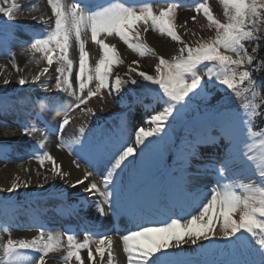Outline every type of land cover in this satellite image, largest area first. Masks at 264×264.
<instances>
[{
    "label": "snow or ice",
    "instance_id": "snow-or-ice-1",
    "mask_svg": "<svg viewBox=\"0 0 264 264\" xmlns=\"http://www.w3.org/2000/svg\"><path fill=\"white\" fill-rule=\"evenodd\" d=\"M48 3L55 17L54 26L43 38H34L30 43L32 50L43 54L47 66L31 78L33 84L40 82L41 76L49 73L55 61L59 64L56 69L58 75L55 80V91L68 93L74 97L76 107L85 104L101 89L107 88L110 94L113 92L118 94L128 85L131 86L128 90L131 97L128 105L130 110L134 105L143 102L135 89L146 88L149 85L158 86L156 96L163 105L161 110L141 117L142 123L137 126L132 143L122 138L115 141H94L89 136L83 141H76L79 147L73 152L77 157L73 161L75 167L80 168V161L83 160L99 172L101 180L98 183L95 179H90L94 172L85 170L82 177L69 183L68 187L75 189L83 186V192L87 193L90 199L101 198L95 205V211L101 217L120 215L128 212L134 205L160 195L155 189L143 191L138 187L143 180V173L141 169H137V161L143 165L151 155L153 140L149 138L160 139L161 134L167 136L166 129L175 127L178 118L191 105L192 100L204 94L208 86L223 87L241 98L249 91L253 96L258 95L255 91L257 84L253 79V73L246 67L256 59L254 53L257 50L253 48V54H250L246 43L259 39L257 33L264 31V0H223L226 22L215 19L207 5L198 4L196 11L199 13L203 10L210 26L215 28V36L207 41L196 42L195 46L183 42L175 30L172 23L175 5L156 13L150 4L138 8L135 5L126 6L118 3L91 10L83 0L70 5L62 3L61 0H48ZM21 7L17 0H0V14L8 21L12 20ZM47 23L51 24L52 21L49 20ZM140 24L145 26L150 24L160 33H166L172 40L181 42L178 53L171 59L160 56L155 66L157 73L155 76L140 71L138 62L135 61L133 64H136V67L128 65L127 79L122 78L119 73L113 75L114 68L123 61L116 45L105 42L107 37L113 35L119 37L140 56L152 51L146 43L133 42L134 39L141 37L138 27ZM89 33L90 39L100 46L102 52L94 70L88 66L89 53L85 50ZM74 41L79 44V68L76 77L78 89L73 87L71 79L73 60L69 57V50L73 47ZM204 69L206 75L202 74ZM93 80L96 81L95 89L88 87ZM10 82L5 80L6 85ZM17 83L23 87L29 81L27 77L21 76ZM86 88L88 91L85 95ZM44 91H47V87ZM260 99L264 101V96ZM47 106L40 103L41 109ZM243 110L247 114V120L244 114L236 111L205 109V118L197 121L199 127L218 126L221 136L227 140L228 149L225 155L220 157L219 163L213 161L209 167L218 171L219 181L229 182H218L211 189V198L203 204L197 214L190 215V218L151 221L148 226H139L136 230L123 234L121 239L128 264H178L171 253L189 244L203 249V241H208L209 245L218 241L224 242L223 247L229 250V258L220 264H264V186L255 187L251 183L234 185L230 182V176L223 175L226 170L231 171L235 160H240L252 166L254 174L264 182V152L259 156L249 155L252 146L242 140V125L245 124L249 125L247 130L250 135H260L252 132L250 127L252 117L256 116V106L245 103ZM9 114L8 110L0 106V118H6ZM0 122L7 123V120L3 119ZM145 123L153 126L145 128ZM69 124V118H63L58 126L59 131L63 132L65 126ZM23 128L24 134L29 138L30 133L36 130L35 126L23 125ZM84 131L83 128L80 129L82 134ZM216 143L215 136L206 135L199 138L190 148L185 163L191 165L193 160L200 159L198 151L200 146L210 147ZM259 144L264 149V139L260 140ZM68 147L71 149L72 146L69 144ZM39 160L41 164L45 160L52 161V171L61 180L69 176L68 172L61 171V165L56 163L55 157L51 154L44 152ZM196 167L199 170L200 166ZM125 174L128 175L127 182ZM30 185L31 181L21 184L17 178L7 191L17 192L21 187L27 188ZM37 187L42 188L43 185L37 184ZM237 188L243 191H238ZM61 238L60 235H46L43 229L32 239L8 238L6 243L0 242L2 253L0 264H45V256L60 244ZM67 241L69 250L64 257L65 260L74 257L79 264H84L81 250L87 249L88 260L95 261L90 239L77 242L74 235L68 234ZM112 243V237L109 235H103L95 241V252L99 254L101 260L104 258L106 248L108 249L109 264ZM21 250H32L38 255H25ZM205 264L217 262L206 261Z\"/></svg>",
    "mask_w": 264,
    "mask_h": 264
},
{
    "label": "rangeland",
    "instance_id": "rangeland-1",
    "mask_svg": "<svg viewBox=\"0 0 264 264\" xmlns=\"http://www.w3.org/2000/svg\"><path fill=\"white\" fill-rule=\"evenodd\" d=\"M29 1V0H28ZM71 4V0H67ZM62 3L66 4V0H61ZM182 2H176L174 12L172 14V23L175 27V30L177 34L181 37V40L183 42H186L190 46H195L196 42H203L210 40L215 36V28L210 26V22L208 21L207 17L203 14V10H201L199 13L196 11V7L198 4H205L211 11L212 15L215 19L220 20L221 22H226L227 16L225 15V6L223 4V0H198L197 3L194 4H186L187 6H184ZM42 4V7L44 9V15L48 16L47 18L52 21V26H49V30L54 26V15L52 12L51 5L48 3V0H41V2L34 1L32 5H40ZM172 6V5H169ZM169 6L162 5L160 3H156L152 5L153 11L156 13H159L161 9L168 8ZM188 11V12H185ZM31 15L30 13H28ZM195 17V19H193ZM32 19L36 20V16H31ZM6 18L0 14V34L2 36H6L5 29L3 28L6 24L5 20ZM35 25L34 23H31V26ZM142 29L143 32H141V37L137 39L138 43H146L149 48L152 49V51L146 52L144 56H140V54L135 51L132 48H129L126 45H124V49L128 53V55L133 56V59L140 64L139 70L147 72L151 75H157L155 66L159 62V57L163 56L166 59H171L174 57L181 47V42L172 40L169 36H167L166 33H160L157 29L153 28L150 24L145 26L143 24ZM144 27V28H143ZM5 32H1L3 30ZM40 29V28H39ZM147 29V30H145ZM150 35H153L157 37V39L161 40V46L162 49H169L168 54L161 53L159 50L156 49V47L153 45V43L150 41ZM114 36V35H113ZM110 36V37H113ZM76 42V41H75ZM77 51V52H76ZM26 53L28 55V62L32 65L30 66L32 68V71L35 70L34 75L39 74L44 67L47 66L46 60L43 59V54L39 52H35L31 49L29 46L26 50ZM22 57L23 54L18 51L15 54V59L13 60L12 64L9 63L10 66H6V70L0 71V103L2 104L3 95L12 94L11 100H15L16 103L23 105L25 108H20V114L21 117L20 120L24 122L28 127L35 126V131L30 133V138L28 135H25L24 132L20 133L19 127L14 122L16 128H14V133L18 134L17 137H19L20 141L24 142L25 145L23 146L24 151H27L28 146L26 145H33L38 144L44 139V136L46 134L56 131H44L40 123L37 120V117L35 116V113L33 112V115L31 114V110L33 108H30V103H33L34 99V93L38 96L42 97L43 102H49L53 104H58L59 106L64 107L65 111L64 114L61 116L60 119H63L65 117H68L70 120V124L68 125V128H66L65 134L62 139V143L64 146L60 148H56L55 151H64L65 143L70 142L74 145H76V141H82L86 136L91 137L95 141H102L97 140L95 137H100L101 139H108L110 141V138L115 135V130L119 126L117 120H110V117L113 116L114 112H117L120 107L115 102L114 98V92L110 94L109 90L107 88L101 89L100 92L92 97H90L85 104L80 105L79 107H76V100L74 97H72L68 93H57L55 91V80L58 75V72L56 69L59 67V64L54 61L53 65L50 68L49 73L45 74L47 79L42 80L43 82H40V84H37L35 87H33V91L27 88L28 83L21 87L18 85L17 81L21 76L27 77L28 81H30V78L32 76H28L25 71L21 70L22 63ZM69 57L73 60V66L75 67L76 73L78 72L76 70L77 66V60L79 58V44L77 42L76 47H72L69 50ZM100 57H95L94 63H92L89 68L94 70L95 63L98 62ZM148 61H152L154 64H149ZM15 62V63H14ZM121 65H126V62L123 61V63H120ZM148 64V65H147ZM38 65L37 68H34V66ZM203 68V66H201ZM14 74V79H11V75L9 73ZM117 72L114 71L113 75H115ZM78 74V73H77ZM204 75H206V69L203 70ZM33 75V76H34ZM77 75L71 76V79L76 80V82H73V87L78 89V81L76 79ZM139 79V77H134ZM5 80L11 81L7 85L5 84ZM96 81L93 80L91 84H89V88L95 89ZM45 87H47V91H44ZM131 87L125 86L124 92L128 94V90ZM222 88V90H225L223 87H217L215 85H210L207 87L206 92L202 94L199 97H196L193 99V102H197L199 100L206 101L217 89ZM24 90V91H23ZM140 92L143 97L147 99L149 104L155 105L158 110H161L162 103L157 99L156 93L158 92V86L155 85H149L146 88H138L135 89ZM88 89H85V95L87 94ZM27 94H30L28 98L23 99V96H26ZM91 110V111H88ZM95 113V115H93ZM147 115V114H146ZM144 116V115H143ZM16 117V116H14ZM247 114L245 115V120H247ZM103 121L108 122L107 127H105L103 130H98L99 124ZM109 121H112L109 123ZM142 122V121H141ZM23 123V124H24ZM53 126H57L56 122L52 124ZM153 125L144 124L145 128L152 127ZM248 127L249 125L245 124L242 125V140L244 139H257L262 140L264 139L263 135H256L252 136L248 133ZM83 128L85 131L82 134L80 132V129ZM168 132V135L164 137V134H161L160 139L158 138H149L150 140H153V147H152V153L151 155L145 160L143 165H140L139 161H137V169H141L142 172L144 169H147L148 164L153 161L155 156H159L160 158H163V160L167 161L169 160V157L176 151L180 150L182 154L187 156L190 148L193 144L197 142V140L201 137H204L206 135L215 136L217 138V143L214 146V149L206 148L205 146H200L198 148L200 159L193 160L194 163L191 165H188L185 163V159L179 164V169L185 171V173L189 176L188 179L193 183L195 187H197L199 190L203 191L206 190V192H203L201 196H203V199L198 201L197 206L194 205L192 208V212L186 216L185 219L190 218V215L197 214L200 209L202 208L203 204L206 203L211 198V189L216 186V184L229 182V181H219V173L218 171L213 170L209 165L215 161L219 163L220 157H222V151L224 149L225 145V139L220 134V129L218 126L213 125L210 128H204L199 126H190L187 125L185 127H179L178 125H175L173 129H166ZM126 132L129 134V143H132L134 140V133L135 129L132 126H129V128L126 130ZM131 135V136H130ZM1 137V135H0ZM257 137V138H256ZM156 141H155V140ZM180 141V142H178ZM4 139L0 138V152L6 147L4 143ZM259 142L252 144V151L249 153V155H256L259 156L261 152H264V149L260 147ZM218 147V148H217ZM137 156H139V148L137 149ZM56 163H58V159L55 157ZM36 166L34 167L35 174H38L41 184L43 185L42 188H38L36 192H30L25 193L24 190L20 192L22 196L28 197H35L36 195H40L44 192H51V193H57L61 190V185L58 183L59 176H55L52 168L53 164L52 161L45 160L43 164L39 161H36ZM60 164V162L58 163ZM197 165H199V170H197ZM233 170V171H232ZM62 171V167H61ZM236 171V173L234 172ZM234 172V173H233ZM98 175L99 172H98ZM225 177H231L230 182H232L234 185L244 184V183H251L255 187H261L264 186V182H261L259 180V177L257 174H254V171L252 167H249V165L244 164L242 161L237 160V163L231 167V171H225L223 174ZM22 184V183H21ZM11 187V186H10ZM9 187V188H10ZM140 187V186H138ZM8 189V188H7ZM7 189L5 190V195H12L14 192H8ZM238 191H243L241 188H237ZM172 218H178L177 216ZM238 218V216L236 217ZM60 228V227H59ZM43 229V231L48 232L45 228H40L38 231L40 232ZM31 231V230H30ZM61 241L60 244L57 245L53 251L49 252L45 257V264H68L67 260L64 259V257L67 255L68 248V241L67 237L64 236L61 228ZM219 225H217V235H219ZM36 235H32L29 239H32ZM27 235L25 233V230L23 229H17L15 226L11 227H4L0 223V242L6 243L8 238L12 239H26ZM78 236L75 237L76 241H78ZM224 242L218 241L212 245H209L208 252L214 253L218 255L222 259H228V249H225L223 247ZM194 249H192L193 251ZM197 252V250H195ZM2 255V253H0ZM52 256L59 257L60 259H52ZM76 264H79V262H76Z\"/></svg>",
    "mask_w": 264,
    "mask_h": 264
},
{
    "label": "bare ground",
    "instance_id": "bare-ground-1",
    "mask_svg": "<svg viewBox=\"0 0 264 264\" xmlns=\"http://www.w3.org/2000/svg\"><path fill=\"white\" fill-rule=\"evenodd\" d=\"M32 1H35V0H32ZM36 1L41 2V0H36ZM125 1H128V0H125ZM18 2H22V0H18ZM78 2H80V0H78ZM92 2L99 3L97 8H96V4H93L94 9H98L100 6L107 7L109 4L120 3L119 0H83V3L86 4L87 7L90 6V3ZM66 5H70V3L67 0H66ZM185 12H188V11H185ZM28 13H30L31 15H29ZM32 15L37 17L36 21L43 20L42 21L43 25L45 26L52 25V23L51 24L47 23L49 19L47 18L48 16L44 15V9L42 7V4L35 6V7H29L28 10L20 9L19 11L15 13L14 17L12 18V21L15 22L14 23L15 25L31 22L33 21L31 18ZM138 27L140 28V25ZM150 41L153 43L156 49L159 50L161 53H164V54L169 53L170 51L169 49L167 48L162 49L161 40L157 39V37L150 35ZM105 42L116 45L118 53L121 56V59L124 60V62H126V65L124 66L118 65L116 68H114V71L119 73L122 78L127 79L126 74L128 73V65L132 64L133 67H136L137 65L133 64V62L135 61L133 59V56L128 55V53L124 49V45L126 44L123 43V41L120 40L119 37H112V38L107 37ZM93 43L94 42L91 39L88 40L86 38L85 50L89 53V64L88 65H91L92 63H94V59L96 56L102 55L101 49L97 48V46L94 45ZM76 45H77V42L74 41L73 47L75 48ZM15 47H16L15 48L16 50L20 51L23 54V57H22L23 65L21 66V70L25 71L28 76L33 77L35 70L32 71V68L30 67L32 64L28 62V55L26 53L27 47L20 46L19 44L15 45ZM148 63L154 64L152 61L151 62L148 61ZM139 66L140 64L138 63V67ZM37 67L38 65L34 66V68H37ZM5 70H6V62L0 61V71L5 72ZM74 72H75V68H73L72 70V75H71L72 77L75 75ZM9 74L11 75V79H14V74L11 72ZM46 77L47 76L42 75L40 81L47 79ZM30 82H31V78H30ZM73 82H76V80L72 79V83ZM37 83H35V85ZM124 89L118 94L114 93V96L120 101L124 100L125 98ZM46 104H49V103H46ZM51 111L54 112L55 116H59L65 111V109L62 108L61 110L57 107L52 106ZM132 114L128 115L127 118H130V119L132 118V122H134V127L137 128V126L141 123L138 117L141 116V114H144V112L136 108V109H133ZM0 123H3V122H0ZM8 123L9 122H7V124ZM0 135H1L0 138L7 139L6 140L7 147L12 146L16 150V151L14 150L10 152L9 149H5V150H2V152L0 153V189H3V191H0V202L7 201V203L10 205V207L13 210L17 209L23 213V216L26 222L22 221L21 219L17 217L16 223L21 224L22 222H24L29 227L30 226L35 227L38 225H46L48 227H52L50 229V232L45 233L46 235L50 234L53 236H56V235L61 236V232L55 223L56 220L48 221L45 218L39 221L38 220L39 213L33 210L31 206L27 204V202L22 200V197L20 194L22 190H26V192H30V191L35 192L39 188L37 187V184H41L38 174H35V171H34V167L36 166L35 162L28 161L26 157L27 155L22 154L23 150L21 149V147L23 146H21V143L19 142V138H17L18 134L14 133V128L0 127ZM61 140L62 139L59 138L56 133L53 134L52 132L51 134L49 133L48 135H46V138L43 140L45 141L46 145L49 147L52 156L58 159V163L60 162L62 171L69 173V176L66 177L64 180H61L60 178L58 180V183L61 185L63 189L60 193L69 191V193L72 195L70 199L71 202L68 204H74L76 206L77 213L78 215H80V217H78L75 214L79 221L78 226L80 230H83L82 227H84L86 228L84 230L85 232L92 233L95 230H103L105 232L110 233L109 236L112 237V241H113L112 246H111V252H112L111 264H128L127 254L123 250V243H122L121 237L123 234H126L128 231L134 230L132 227L128 226L129 223L126 221V218L127 219L136 218V216L138 215L139 211L143 208V206L140 205L141 206L140 208H136V206H133L128 212L122 213L117 216L107 215V216L101 217L97 215L95 211V205L98 202V200L101 198L96 197V198L90 199L88 194L83 192V186L73 189V188L68 187V185L69 183H72L75 180L81 178L85 170L93 171L94 175L93 177H90V179H95L98 183L101 180V176L100 175L98 176L97 174H95L96 170L90 169L91 166L85 163L83 160L80 161V164H81L80 168H76L75 164L73 163L74 159H72L71 154L67 152V150L59 151V152L55 151V149L58 148L59 145L61 144ZM225 142L226 143L222 151V156L225 155L228 149L227 140ZM32 147L36 148V152L39 149L46 148L45 146H41V145L32 146ZM76 147H79V146H76ZM6 158L10 159L8 163H6ZM21 160L22 162H20ZM14 161H18V162L14 163ZM236 163H237V160L233 162L232 166H234ZM17 178H19V182L22 184L25 181H31L30 187H27V188L21 187L19 191L14 192L12 195H5V190L9 188L11 184L17 180ZM170 178H171V174L169 173V164L167 165L164 162H161L159 160V157L156 156L155 160L152 161L148 165V172L143 177V180L139 183L140 185H142L140 189L143 191L153 190L155 189V187L163 186L164 182L166 180H169ZM127 179H128V175H126L125 182H127ZM171 192L173 196H176V197L173 199L172 205L167 206V208L165 206L160 207L161 212L158 213L157 217L161 220V222L170 220L169 219L170 215H173L176 213H180V215H189L191 213L193 204L196 201H198V198L200 197V195L203 192H206V190H203V191L199 190L197 187L193 185V183L190 180H187V178H185L181 184L180 189L175 191L172 188ZM60 193L58 194L46 193V194L40 195L39 197L59 195ZM11 202H13L14 205H12ZM161 202L162 201H158L157 198H155V199L141 202L139 204L155 205ZM176 202H179V203H176ZM147 208H149V210H152L151 206H148ZM105 209L107 211L106 206H105ZM75 212L76 211H74V213ZM168 212H171L170 215L167 214ZM45 214L47 216L52 215L50 210H48ZM48 222H50V225ZM156 222H159V221L156 220ZM63 223H66V220H63ZM116 223L121 226L120 232H116L114 230V226ZM139 226H148V224L140 223L136 227V229ZM36 234H37V231L35 230H33V232L31 233L26 232V235H27L26 239H29L32 235H36ZM80 237L81 238L78 240V242H83L86 238L90 239L91 247L93 249V254L95 256V261H89L87 257V249H84V250L82 249L81 256L84 260V264H109V255H108L107 248L105 250V255H104L103 260H101L99 254L95 252V247H96L95 241L98 240L97 238H92L89 236L84 237L82 235ZM202 243H203V249H201L198 246H193L190 244L185 245L181 249H177L175 250V252L171 253L172 258L175 261H177L178 264H183V262L192 255H205L206 251L209 250V243L208 241H203ZM192 249L194 250L192 251ZM195 250H197L198 252H195ZM75 262H76V259H74L73 264Z\"/></svg>",
    "mask_w": 264,
    "mask_h": 264
},
{
    "label": "trees",
    "instance_id": "trees-1",
    "mask_svg": "<svg viewBox=\"0 0 264 264\" xmlns=\"http://www.w3.org/2000/svg\"><path fill=\"white\" fill-rule=\"evenodd\" d=\"M259 39L246 43V47L250 54L252 49L256 48L254 53L256 59L251 65H247L248 69L253 73V79L256 81L257 87L255 88L258 95L253 96L249 91L245 94L244 98L235 96L234 93L229 90H222V88L215 90V92L204 102V109H199L197 105H193V108L185 115L186 117L194 118L198 115L200 118H205V109L209 111L213 110H232L242 114L244 113L243 105L245 103L256 106V116H254L255 129L264 128V101H261L260 97L264 96V31L258 32Z\"/></svg>",
    "mask_w": 264,
    "mask_h": 264
}]
</instances>
